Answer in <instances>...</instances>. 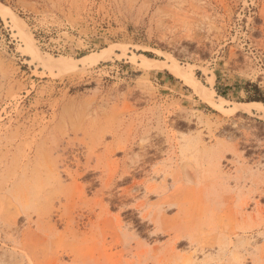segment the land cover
Segmentation results:
<instances>
[{"label": "rangeland", "instance_id": "rangeland-1", "mask_svg": "<svg viewBox=\"0 0 264 264\" xmlns=\"http://www.w3.org/2000/svg\"><path fill=\"white\" fill-rule=\"evenodd\" d=\"M247 84L264 0H0V264H264Z\"/></svg>", "mask_w": 264, "mask_h": 264}, {"label": "bare ground", "instance_id": "bare-ground-1", "mask_svg": "<svg viewBox=\"0 0 264 264\" xmlns=\"http://www.w3.org/2000/svg\"><path fill=\"white\" fill-rule=\"evenodd\" d=\"M225 6V5H224ZM44 60V59H43ZM47 62V61H46ZM170 70L174 73V74H176L178 77H180L181 79H183L184 81H185V83H186V85L187 86H189L190 88H192L194 91H195V93L198 95V96H200L201 98H203V99H207L206 98V95H205V93H204V90L202 89V87L200 86V84H198L199 83V81H197V80H195L194 78H188V77H186L185 76V74L181 71V70H179V69H176V68H172V67H170ZM127 105V104H126ZM129 107H130V105H129ZM241 109H243V111H245V112H251L252 110H257V111H260V112H264V105L262 104V103H250V104H248V105H244V106H241L240 107ZM143 117V116H142ZM146 122V121H145ZM183 127V126H182ZM114 145V144H113ZM122 145V144H121ZM56 146V145H55ZM233 146V145H232ZM128 147V146H127ZM206 147V146H205ZM55 148V147H54ZM84 148V147H83ZM113 148V147H112ZM121 148V147H120ZM95 149H96V147H95ZM122 149H123V147H122ZM127 149V148H126ZM133 149V148H132ZM146 149V148H145ZM207 149V148H206ZM88 150V149H87ZM93 150V149H92ZM98 150V149H97ZM117 150H118V148H117ZM120 150V149H119ZM168 150V149H167ZM94 151V150H93ZM92 151V152H93ZM105 151H106V149H105ZM107 151H110V150H107ZM126 151V150H125ZM56 152V151H55ZM111 152V151H110ZM110 152H107V153H110ZM153 152V151H152ZM96 153V152H95ZM115 153V152H114ZM128 153V152H127ZM105 154V153H104ZM66 155V154H65ZM106 155H108V154H106ZM175 155V154H174ZM79 156V155H78ZM98 157V156H97ZM112 157V156H111ZM67 158V157H66ZM76 158V157H75ZM188 158V157H187ZM79 159V158H78ZM89 159H91V158H89ZM114 159V158H113ZM40 160V159H39ZM79 160H81V159H79ZM88 160V159H87ZM103 160V159H102ZM127 160V159H126ZM69 161V160H68ZM100 161V160H99ZM66 162V161H65ZM98 162V161H97ZM74 163V162H73ZM78 163V162H77ZM99 163V162H98ZM98 163L96 164V165H98ZM101 163V162H100ZM67 164V163H66ZM90 164H91V162H90ZM68 165V164H67ZM81 165V164H80ZM120 166V165H119ZM126 166V165H125ZM117 168V167H116ZM131 168V167H130ZM121 168H119V170H120ZM116 170V169H115ZM126 170V169H125ZM129 170V169H128ZM88 171V170H87ZM130 171V170H129ZM129 171H125L124 172V174L122 175V177H121V180L122 181H124V180H126L129 176H134V174H132V172H129ZM167 171V170H166ZM61 172V171H60ZM85 172V171H84ZM90 172V171H89ZM88 172V173H89ZM110 172V171H109ZM112 172V171H111ZM78 173V172H77ZM82 174V173H81ZM85 174V173H84ZM91 174V173H90ZM83 175V174H82ZM81 175V176H82ZM88 175V174H87ZM98 175V174H97ZM75 176V175H74ZM84 176V175H83ZM109 177V176H108ZM84 178V177H83ZM99 178H100V180L101 181H103V178H102V175H100L99 176ZM119 178V177H118ZM108 179V178H107ZM147 179V178H146ZM99 182V181H98ZM106 182V181H105ZM108 182V181H107ZM110 182H108V184H109ZM112 183V182H111ZM79 186L78 187H76L77 189H80V191H81V188L82 187H80V183L78 184ZM134 186V185H133ZM92 187V186H91ZM146 187V186H145ZM144 187V188H145ZM130 188V187H129ZM140 187H138L137 189H139ZM260 188V187H259ZM53 189V188H52ZM56 189V188H55ZM84 189V188H83ZM136 189V188H135ZM67 190H69L68 188H67ZM106 190H108V195L109 196H107L108 197V200H109V205H112L114 202H115V197H114V194H113V191H112V189H110V187H109V189H106ZM144 190V189H143ZM65 191H66V189H65ZM64 191V192H65ZM85 191V190H84ZM135 191V190H134ZM115 192V191H114ZM117 192V191H116ZM132 192V191H131ZM259 192V191H258ZM257 192V193H258ZM262 192V191H261ZM169 193V192H168ZM79 194H80V192H79ZM141 194H142V192H141ZM123 195H124V193H123ZM126 195V194H125ZM42 196V195H41ZM58 196V195H57ZM66 196V195H65ZM80 196V195H79ZM82 196H84V195H82ZM133 197V196H132ZM84 198V197H83ZM220 198V197H219ZM81 200H82V198H81ZM80 200V201H81ZM99 200V199H98ZM167 200H169V199H167ZM166 200V201H167ZM107 201V200H106ZM165 201V202H166ZM97 202V201H96ZM129 202V201H128ZM136 202V201H135ZM171 202H172V199H171ZM173 202H174V200H173ZM259 202H261V201H259ZM108 203V202H107ZM121 205H124V201L123 200H121L120 202H119ZM162 203V202H161ZM129 204V203H128ZM134 204V203H133ZM147 205V204H146ZM117 206V205H116ZM258 206V205H257ZM164 207V206H163ZM124 208V207H123ZM128 208V207H127ZM261 208V207H260ZM99 209V208H98ZM129 209V208H128ZM138 210V209H137ZM97 211V210H96ZM106 211V210H105ZM108 211V210H107ZM261 211H263V210H261ZM149 212V211H148ZM150 213V212H149ZM261 213V212H260ZM145 214V213H144ZM263 214V213H262ZM92 215V214H91ZM150 215V214H149ZM96 216V215H95ZM107 216V215H106ZM105 216V217H106ZM142 216V215H141ZM251 216V215H250ZM263 216H264V214H263ZM253 217V216H252ZM255 217V216H254ZM36 218V217H35ZM142 218V217H141ZM140 218V219H141ZM103 219H104V217H103ZM150 219V218H149ZM148 219V220H149ZM88 220V219H87ZM99 220H101V219H99ZM143 220V219H142ZM104 221V220H103ZM47 222V221H46ZM111 222V221H110ZM247 222V221H246ZM151 223V222H150ZM250 224V223H249ZM259 224V223H258ZM251 225V224H250ZM97 226H99V225H97ZM253 226V225H252ZM261 226H263V225H261ZM114 227V226H113ZM112 227V228H113ZM249 227V226H248ZM246 229H247V227H246ZM100 230V229H99ZM114 230H115V228H114ZM48 231V230H47ZM94 231V230H93ZM261 231V230H260ZM91 232V231H90ZM110 232V231H109ZM116 232V231H115ZM114 232V233H115ZM113 233V232H112ZM111 233V234H112ZM120 233V232H119ZM36 234V233H35ZM116 234V233H115ZM114 234V235H115ZM37 236V235H36ZM178 239V238H177ZM30 242V241H29ZM208 243V242H207ZM28 244V243H27ZM75 245V244H74ZM127 246V245H126ZM53 249V248H52ZM142 252V251H141ZM143 255V254H142ZM261 255V254H260ZM36 258V257H35ZM62 258V257H61ZM224 259V258H223ZM32 260V259H31ZM191 261V260H190ZM127 262V261H126ZM180 264V263H179Z\"/></svg>", "mask_w": 264, "mask_h": 264}, {"label": "trees", "instance_id": "trees-1", "mask_svg": "<svg viewBox=\"0 0 264 264\" xmlns=\"http://www.w3.org/2000/svg\"><path fill=\"white\" fill-rule=\"evenodd\" d=\"M247 86L253 89L252 92H247L249 95L247 102H258L264 104V96L259 86L256 84H247Z\"/></svg>", "mask_w": 264, "mask_h": 264}]
</instances>
